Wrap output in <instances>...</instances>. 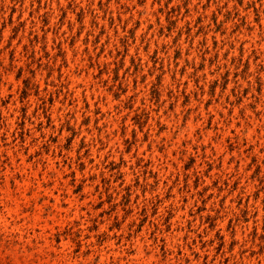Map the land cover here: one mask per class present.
<instances>
[{
    "label": "rangeland",
    "instance_id": "rangeland-1",
    "mask_svg": "<svg viewBox=\"0 0 264 264\" xmlns=\"http://www.w3.org/2000/svg\"><path fill=\"white\" fill-rule=\"evenodd\" d=\"M0 264H264V0H0Z\"/></svg>",
    "mask_w": 264,
    "mask_h": 264
}]
</instances>
